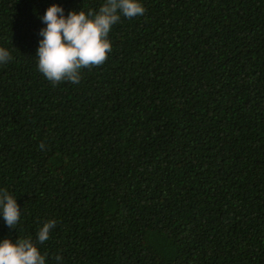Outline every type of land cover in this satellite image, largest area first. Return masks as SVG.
I'll list each match as a JSON object with an SVG mask.
<instances>
[{
  "label": "trees",
  "instance_id": "obj_1",
  "mask_svg": "<svg viewBox=\"0 0 264 264\" xmlns=\"http://www.w3.org/2000/svg\"><path fill=\"white\" fill-rule=\"evenodd\" d=\"M104 2L0 0V191L21 211L0 241L46 264H264V0H139L103 65L47 80L39 17Z\"/></svg>",
  "mask_w": 264,
  "mask_h": 264
},
{
  "label": "clouds",
  "instance_id": "obj_2",
  "mask_svg": "<svg viewBox=\"0 0 264 264\" xmlns=\"http://www.w3.org/2000/svg\"><path fill=\"white\" fill-rule=\"evenodd\" d=\"M145 11L139 0H105L98 11L72 10L67 16L63 7L51 5L39 17L46 25L39 30L42 39L35 54L39 72L53 84L61 81L78 84L81 69L101 66L108 59L112 50L108 36L121 16L132 19L144 15ZM11 59L9 51L0 47V64ZM39 147L44 150V143ZM0 215L9 228L16 229L21 216L20 206L7 190L0 191ZM55 226V220L45 222L37 232V243L46 242ZM55 259L60 261L62 257ZM0 264H46V260L31 239L18 238L13 243L6 238L0 241Z\"/></svg>",
  "mask_w": 264,
  "mask_h": 264
}]
</instances>
